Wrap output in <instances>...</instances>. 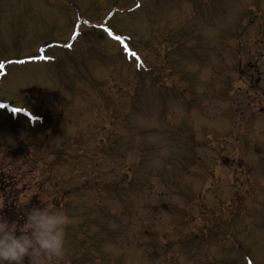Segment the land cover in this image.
Wrapping results in <instances>:
<instances>
[{
    "label": "rangeland",
    "instance_id": "374dc122",
    "mask_svg": "<svg viewBox=\"0 0 264 264\" xmlns=\"http://www.w3.org/2000/svg\"><path fill=\"white\" fill-rule=\"evenodd\" d=\"M0 197L52 264H264V0H0Z\"/></svg>",
    "mask_w": 264,
    "mask_h": 264
},
{
    "label": "clouds",
    "instance_id": "9594fccd",
    "mask_svg": "<svg viewBox=\"0 0 264 264\" xmlns=\"http://www.w3.org/2000/svg\"><path fill=\"white\" fill-rule=\"evenodd\" d=\"M3 198L0 197V208ZM66 215L55 208L32 206L23 210V223L0 216V264H52L65 253Z\"/></svg>",
    "mask_w": 264,
    "mask_h": 264
},
{
    "label": "snow or ice",
    "instance_id": "6c2138e0",
    "mask_svg": "<svg viewBox=\"0 0 264 264\" xmlns=\"http://www.w3.org/2000/svg\"><path fill=\"white\" fill-rule=\"evenodd\" d=\"M108 31V35L109 36H112L113 35V33L110 31V30H107ZM73 35H75V33L73 34ZM116 40H120V41H122V38L121 37H119V36H117V37H114Z\"/></svg>",
    "mask_w": 264,
    "mask_h": 264
},
{
    "label": "trees",
    "instance_id": "16d2710c",
    "mask_svg": "<svg viewBox=\"0 0 264 264\" xmlns=\"http://www.w3.org/2000/svg\"><path fill=\"white\" fill-rule=\"evenodd\" d=\"M43 117V116H42ZM44 118V117H43ZM40 129V128H39ZM38 130V129H37Z\"/></svg>",
    "mask_w": 264,
    "mask_h": 264
}]
</instances>
